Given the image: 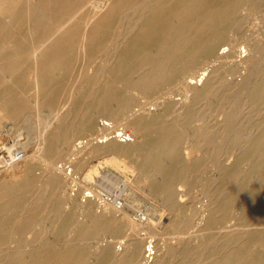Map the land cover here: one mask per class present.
Listing matches in <instances>:
<instances>
[{
  "label": "rangeland",
  "instance_id": "obj_1",
  "mask_svg": "<svg viewBox=\"0 0 264 264\" xmlns=\"http://www.w3.org/2000/svg\"><path fill=\"white\" fill-rule=\"evenodd\" d=\"M33 1L35 3L36 1L38 2V0H14V4L11 3L9 7H15L14 9L17 13L9 19L7 17H2L3 15L0 11V21L2 20L0 22V35H4L0 36V45L3 41L2 39L6 36L12 41H19V39L21 41L24 31L12 30L10 24L12 19L17 17V14V18L21 20V24H25V19L28 18L26 12L31 8V2ZM85 1L78 0L77 2V6L79 5V8H81L80 10L83 18H86L92 10L91 6L89 7ZM81 2L85 4L83 5ZM64 3L65 1L61 4L60 0L56 7H65ZM223 7L221 9L222 13L220 12L221 10L217 12L220 15L214 13L213 16L216 24H220H218L216 29L212 32L214 55L210 57L211 59L205 60L204 63H200L199 66L197 65L193 69H189L187 66L183 68L179 66L176 67L171 72V77L159 83L153 94L148 92L149 95L147 92L146 95L145 91L140 88L132 89V91L127 83H121L113 89L112 85H103L98 82L86 83L78 78V75H92L108 59L113 49L117 30L120 29L122 24V18L117 23L112 20L111 22L109 21L110 26H106L108 29L105 28V30L103 28V34L100 36L101 38L98 39H102L101 43L100 41H97L99 44H96L97 42H92L89 46L91 53L89 52V48L86 53H83L79 46L73 45L66 38L60 39V41L54 45V48L52 47L54 50L56 48L53 53L54 59H43L38 62L40 71L45 74V79L43 80L45 82L43 85L46 89H44L43 92L45 94H43L45 99L43 98L39 101L37 106L34 102H31L34 97V91L33 87L30 85L32 84V76L35 70L32 66L33 62L29 53V43L24 42L25 45L21 48L22 54L15 51L12 52V50L8 48L9 46H2L6 48V50L0 49V54L3 53L0 57V67H9L13 72L16 71V69L20 71L17 70L14 72L17 76L15 75V77H11L10 79L5 78V80H3L0 76V88L9 85L10 88L12 87L15 89L11 91L12 94L9 90H0V101H2L0 102V152L13 151L15 148L16 151H21L23 156L19 161L7 165L5 169H1L0 171V181L3 179L0 182V226L4 220L7 218V221L9 220L8 222L5 221L8 229L6 228L5 231L1 230L3 237L0 236V251H6L10 245L12 247L17 246L16 248L20 249L26 247L32 249L47 247L52 249L51 251L55 253L54 255H57L63 248V237H57L51 227L53 225L62 224L65 226V255L66 257L69 255L68 258L72 257V262L70 264H131L122 260L116 263L115 261L103 257L102 250L104 246L113 244L112 246L117 248L116 246L119 245L120 241L131 236L132 231L122 222H119L117 228L114 229L111 224L105 221L103 224V220L98 219L99 213L104 210L114 209L115 207L108 203H98L94 199H84L82 197L83 193L87 189H91L95 195L108 193L120 197L123 200V206L117 213L125 212L135 224L140 222L135 218L136 213H141L143 215L151 213V216L157 215L159 217L156 219L152 218V220L154 219L151 223L153 226H151V228H153L152 231L146 230L145 228V230L139 231V235L145 238L141 262H144V246L149 240L152 241L153 245H161L163 242L162 246L166 243L175 244V242H180L182 240L181 245L175 251V255L173 254L172 257L170 256L168 258V264H217L219 260L224 259V257L226 258L228 255V257L233 256V250L236 246L238 247V245H240V250H236L239 249L236 247L235 254L240 252L246 258L248 256L250 257V254L251 256L255 255L257 259L255 256L253 257H255L256 264L261 262V257L264 255V129L262 128L264 126V0H237L234 3L227 2ZM57 12L59 14H57V17L62 16V18H64L65 16L63 15V11L55 10L51 13V18L54 19V21H60L62 19L56 17L55 14ZM5 20L7 21L5 22ZM49 23L51 22L49 21ZM84 24L83 19H74L72 27L74 28L75 25L76 29L74 28L72 30V28L69 29L68 27V35H74L72 37L77 40V37L81 34V30L79 29L82 28ZM78 26L81 27L78 28ZM75 35H77V37H75ZM26 42L29 41L26 39ZM26 44H28L29 48ZM93 44H95V46ZM108 44L109 47L107 46ZM61 46L62 50L58 49L57 51V48ZM223 50L227 53L230 52L231 55L226 58L224 57V59L217 58L218 52ZM70 51H73V54H71L72 52L69 53ZM67 52L70 55H68ZM25 53L28 55H25ZM61 61L63 65H61ZM64 61H66V63ZM26 67L27 69L29 67L28 71ZM72 67H76L78 70L76 68V70H73ZM65 69L68 70L66 75H64ZM203 69L208 72V77H210L209 81L213 77V79L216 78L214 80V85H217H213L214 87L209 93L204 94L203 90V92H199L200 94L197 95L198 98L195 96L194 99L190 97L191 99L187 98L184 100V93L181 89L183 84L189 81V74L195 76V74L197 75ZM75 71L77 72L76 74ZM182 72H184V74H181ZM215 73L216 75H212L213 77L209 76V74ZM219 73L220 75H218ZM57 74L59 76L64 75L66 78L64 76H61L62 78L58 77ZM250 79H252L253 82ZM29 80L31 81V83H29L30 85L28 84ZM51 80L54 82L51 83ZM218 80L219 82L223 81L221 83L226 85V87L221 86ZM7 81H11L12 83L16 81L15 84H17V86L15 84L14 86L10 85ZM79 83L81 85H79ZM239 83L242 86H240ZM244 83L246 86H244ZM1 84H3V86ZM75 84H77L76 87L74 86ZM254 84L259 87V95L256 97L250 96L251 91H249L250 89L252 90ZM199 85L198 82L195 84L197 88L203 87V84ZM74 89L77 92H74ZM93 89L94 92H91ZM102 90L107 92L106 96L109 98V100L107 99L108 104H106V106L98 105L94 98L96 93L102 92ZM1 91L8 92V94L2 96L3 92ZM22 91L27 94L21 93ZM121 92L123 94H121ZM7 98L11 99L6 100ZM167 99L168 101L170 99V101L168 102ZM183 100L186 101L184 105H191L189 107L191 111H186L188 107L186 109L184 105H181L182 108L180 107L179 102ZM6 101L8 102L6 103ZM164 102L167 110L163 109L165 108ZM157 105L162 108H159ZM1 106L3 108H1ZM9 107H11V109ZM114 107L117 108L114 109ZM109 108L113 109L114 112ZM175 108H177V110ZM183 109H185V113H183ZM118 110L121 111V113ZM151 110L156 111H153V113ZM146 111L151 112L149 114L151 119H154L158 115V112L163 113L161 114L162 116L159 115L160 118H155V121L153 119V121H151L150 119L143 124L137 121L138 119H133L140 113L142 115ZM166 111L170 112L166 113ZM123 112L124 114H122ZM83 114H85V117H82L84 116ZM114 114L115 116H113ZM177 114L178 117L176 116ZM88 117H92L94 120L92 127L85 126L81 122L83 118ZM227 117L231 118L230 122H226L225 119ZM130 118L133 119L134 122ZM102 121H107L110 124L106 125V127H102ZM99 123L100 125H98ZM224 123L226 125L229 124L227 125L229 128H226ZM55 124H58V126L56 127ZM129 124L132 125L130 126ZM253 124L255 125L253 126ZM95 125H97V128ZM83 126L88 129L86 130ZM175 126H177L179 130ZM48 127L51 129H48ZM223 127H225V129ZM160 129L166 132L170 129L168 132L175 133L173 135L174 138L172 137L173 139L169 138L165 141H170L173 149L166 154H157L156 158L145 157L148 161L146 160L147 164L144 163L146 164L144 166L140 163L142 159H144V154L147 153L149 147L155 145L156 136L161 132ZM60 130L65 131V136L60 144L58 143L59 145L56 144L55 150L54 148H44L41 137H43L44 134H46V136L48 134L51 138ZM140 130L146 134V141L142 146L137 147V151H135L137 153L133 152L130 154V151L135 149V146L131 145V141L136 138L135 136L138 135L137 133H139ZM228 130H230V132ZM47 131L49 132L47 133ZM225 131L228 132L224 133ZM113 132L115 134L119 133L118 136L114 138ZM258 134H260V136ZM99 139H103L104 141L98 143L96 140ZM111 139H113V141ZM198 139L199 141H197ZM252 139L254 140L252 141ZM235 140L238 144L234 142ZM37 142L39 144H36ZM96 142L99 145L96 144ZM125 146L127 147L123 148ZM261 147L263 149H261ZM118 149L120 150L117 152ZM245 150H248V153L247 151L245 152ZM122 152L125 155H123ZM251 154L256 155V157H252L253 155ZM256 160L259 165L256 163ZM2 164L3 163H1V165ZM26 166L28 168H26ZM256 166L257 168L255 169ZM259 166L263 167L260 168ZM56 167L61 168L62 171L64 170L65 174H63L62 171L59 172V170H55ZM153 167L154 170L159 168L158 171H154ZM110 168L115 169L117 173L122 175H129V180L126 182H124L123 179L120 180V176L110 171ZM160 169L165 172L171 171L173 175L169 174L171 177L168 175L164 178L165 181H163L164 176L160 173ZM51 171L57 172L61 184H51V179H49L52 176V173H50ZM43 175H45L44 177L49 179V181L46 180ZM43 180H46V183ZM161 181L165 183L167 181V186L165 183L164 184L168 188L166 193L160 192L162 195L160 193L158 194V185H161ZM42 182L43 184H41ZM47 183L49 184L47 185ZM20 185L23 187L21 188ZM10 186L12 187L10 188ZM17 187L20 189H17ZM60 197H62V199ZM224 199L227 201H223ZM87 200L92 203V208L89 212L91 216L80 211L76 213V208H74L76 203L81 204L82 202V204H86L88 202ZM217 201L220 203L218 204ZM3 202H6V204H3ZM215 203L218 206H216ZM211 209L214 211L211 212ZM29 210L31 212L29 213L30 215L28 214ZM13 211H16L17 214H14ZM11 212H13V214ZM10 214L12 216H10ZM15 215L26 216V218L24 220H14L17 219ZM89 218H93L92 222L89 221ZM82 227L84 229H82ZM246 242H248V244ZM75 245H77L76 248H74ZM245 246L247 247L246 250H244L246 248ZM184 247H186V250ZM70 249L72 253H70ZM96 250L97 252L95 254L94 252ZM180 250H185L188 253L185 251L181 252ZM160 251L161 248L158 249V253ZM257 252L262 253L257 254ZM182 253H184V255H182ZM258 255L260 258H258ZM214 257H218L217 261L213 259Z\"/></svg>",
  "mask_w": 264,
  "mask_h": 264
},
{
  "label": "bare ground",
  "instance_id": "obj_2",
  "mask_svg": "<svg viewBox=\"0 0 264 264\" xmlns=\"http://www.w3.org/2000/svg\"><path fill=\"white\" fill-rule=\"evenodd\" d=\"M14 0H0V11L2 12V17H7L8 19L11 18V16L15 15L17 12L15 11V7L14 8H10V4L13 3ZM60 0H38V2L36 1V3L31 2L32 5L30 6L31 8L28 9V11L26 12V15L28 14V18L25 19V24H21V20L18 17V14L16 15V18L12 19V22L10 24V27L12 28V30H23L24 34H23V38L19 39V41H12L10 39L6 37H1L3 38L2 43L0 45V49H4L6 50V48L2 47V46H9L8 48H10V50L15 51V52H19L21 53V48L25 43H29L30 45V55L32 58V62H33V67L35 70V73L32 76V84L30 85L29 83H31V81L29 80L28 84L30 86L33 87V91H34V97L33 100L31 102H34V104L37 106L39 101H41L44 96H43V92H44V85L43 83L45 81H43L45 79V74L43 72L40 71V67L38 66V62L43 60V59H49V60H53L54 56L53 53L55 52L54 45H56L60 39H67L68 41H70L73 45L75 46H79L80 50L83 53H86L87 50H89V46L91 45L92 42H97V41H102L98 40L100 39L102 36V31L103 28L105 30V28H107L106 26L109 25V23L111 22V20L114 22H119V20L122 18V24L120 26V29L117 30V35L115 36L116 38L114 39V43H113V49L110 52H108V59L105 61V63L99 67L98 70H96L92 75H88V76H84V75H78V78H80L83 82L89 83V82H98L99 84H103V85H112L113 89L115 86L121 84V83H127L128 87L130 86V89H135V88H140L143 91H145V93L147 92H151L153 94V92L156 90V87L159 83H161L162 81L168 79L169 77H171V72L176 68V67H185L187 66L189 69H193L195 66H199L200 63H204L205 60L211 59L210 57H212L214 55V40H213V34L212 32L216 29V26L218 24H216L215 19L213 18L214 13L219 12L218 10H221L222 7L224 5H226V3L230 2V3H234L237 0H83L85 1L86 4H88V6H91V12L90 14H88V16H84L86 18H83V16L81 15V8H79V5L77 6V2L78 0H61V4L63 3V1H65V7H56L58 6ZM30 3V2H29ZM83 4V2H81ZM84 3V4H85ZM28 4V3H27ZM63 4V5H64ZM83 4V5H84ZM28 6V5H27ZM50 7V8H49ZM82 7V6H81ZM224 8V7H223ZM20 9V8H19ZM18 9V11H19ZM26 9V6H25ZM22 10V9H21ZM20 10V12H21ZM27 10V9H26ZM63 11V15L64 18L61 17H57L59 14L58 12L55 14L57 18H62L60 21L55 20L51 18V13H53V11ZM83 10V9H82ZM84 11V10H83ZM222 13V10L220 11ZM87 13V12H86ZM58 14V15H57ZM218 15H220L219 13H217ZM54 15V16H55ZM62 15V14H60ZM222 15V14H221ZM110 17V18H109ZM221 17V16H220ZM228 17V16H227ZM79 18V19H83L84 20V26L82 28H80L78 26V28H80V35L79 37H77V35H75V37H77V40L68 35V27L69 29L72 28V30L76 27V23L73 26V21L74 19ZM2 21V20H1ZM0 21V22H1ZM7 20H5L6 22ZM49 21L51 23H49ZM110 21V22H109ZM78 22V21H77ZM215 22V23H214ZM83 23V22H81ZM1 24V23H0ZM9 24V23H8ZM4 25V24H3ZM82 25V24H81ZM224 25V24H223ZM5 26V25H4ZM110 26V25H109ZM118 26V25H117ZM221 26V25H220ZM4 28V27H3ZM10 28V30H11ZM77 28V29H78ZM222 28V27H221ZM102 29V30H101ZM108 29V28H107ZM106 29V31H107ZM110 29V28H109ZM112 29V28H111ZM4 30V29H3ZM11 30V31H12ZM101 30V32H100ZM5 32V31H4ZM10 32V31H9ZM76 32V31H75ZM105 32V31H104ZM116 32V31H115ZM1 33V32H0ZM11 33V32H10ZM7 34V33H6ZM12 34V33H11ZM3 35V34H1ZM0 35V36H1ZM22 35V34H21ZM112 35V34H111ZM4 36V35H3ZM21 37V36H20ZM26 39L29 42H26ZM110 42V40H109ZM108 43V42H107ZM111 43V44H112ZM65 44V43H64ZM96 44H99V42H97ZM110 44V43H109ZM109 44L107 45L109 47ZM95 46V44H93ZM92 45V47H93ZM26 46L29 48L28 44H26ZM53 47V48H52ZM91 47V48H92ZM62 48L59 47L57 48L60 50ZM89 48V49H88ZM64 49V48H63ZM73 49V48H72ZM78 49V48H77ZM109 49V48H108ZM25 50V49H23ZM22 50V52H23ZM62 50V49H61ZM75 50V49H74ZM107 50V48H106ZM56 51V52H57ZM67 51V50H66ZM91 51V49L89 50V52ZM72 52V53H71ZM88 52V53H89ZM103 52V51H102ZM2 53V52H1ZM69 53L73 54V51H70ZM91 53V52H90ZM3 54V53H2ZM0 54V57L1 55ZM22 54V53H21ZM24 54V53H23ZM27 53H25L26 55ZM66 54V53H65ZM64 54V57H65ZM68 54V52H67ZM217 54V53H216ZM215 54V55H216ZM28 55V54H27ZM70 55V54H68ZM231 55V53H227L226 51H221L218 52L217 54V58H223L224 57H229ZM4 56V55H3ZM24 56V55H23ZM22 56V57H23ZM63 57V59H64ZM71 57V56H70ZM73 57V55H72ZM77 57V56H76ZM86 57V56H85ZM19 58V57H18ZM17 58V59H18ZM84 58V57H83ZM69 59V56H68ZM81 59V58H80ZM228 59V58H227ZM16 60V59H14ZM20 60V58H19ZM29 60V59H28ZM221 60V59H220ZM21 62V61H20ZM19 62V63H20ZM27 62V61H26ZM66 63V61H64ZM29 63V62H28ZM29 65V64H28ZM31 65V64H30ZM61 65H63L62 61H61ZM31 66V67H32ZM50 66V65H49ZM53 67V66H52ZM51 67V68H52ZM60 67V66H59ZM78 67V66H77ZM19 68V67H18ZM76 68V67H75ZM73 68V70H78V68ZM27 69V67H26ZM29 69V67H28ZM27 69V71H28ZM57 69V68H56ZM61 69V68H60ZM59 69V70H60ZM80 69V68H79ZM206 69V68H205ZM203 69L201 72H199L197 75L195 74V76H192V74H189V81L184 83L182 86V92L184 93V100L185 99H191L190 97H192L193 99L195 98V96H197L198 94H200L199 92H203L204 90V94L211 92L212 88L217 85H214V77L212 75H216L215 74H209V76H212L213 78L209 81L210 77H208V72H206V70ZM217 69V68H215ZM12 69L9 67H0V76L2 77L3 80H5V78L10 79L11 77H15L16 74H14V72H16L19 69H16V71H11ZM58 70V69H57ZM63 70V69H62ZM219 70V69H218ZM20 71V70H19ZM26 71V72H27ZM64 71V70H63ZM209 71V70H208ZM217 71V70H215ZM62 72V71H61ZM68 73V70L65 69V74L66 75ZM192 72V71H191ZM23 73V72H22ZM21 73V74H22ZM50 73V72H49ZM57 73V72H54ZM64 73V72H63ZM63 73H58V74H63ZM77 72L75 71V74ZM90 73V72H89ZM26 74V73H25ZM24 74V76H25ZM30 74V73H29ZM53 74V73H52ZM57 74L58 77H61ZM181 74H184V72H182ZM187 74V73H186ZM27 75V74H26ZM47 75V74H46ZM63 75V76H64ZM180 75V74H179ZM220 75V73L218 74ZM17 76V75H16ZM22 76V75H21ZM48 76V75H47ZM62 76V77H63ZM0 77V78H1ZM26 77V76H25ZM61 77V78H62ZM65 77V76H64ZM76 77V76H75ZM218 77V76H217ZM17 78V77H16ZM19 78V76H18ZM21 78V77H20ZM30 78V77H28ZM66 78V77H65ZM198 78V79H197ZM223 78V77H222ZM246 78V77H245ZM250 78V77H249ZM178 79V78H177ZM64 80V79H63ZM221 80V79H220ZM252 80V79H250ZM50 81V80H49ZM217 81V80H216ZM227 81V80H226ZM16 81H14L13 83L10 81L7 83L10 85L15 84ZM54 82L53 80H51V83ZM56 82V81H55ZM71 82V81H70ZM198 82V84L202 85L203 87L201 88H197V86H195V84ZM219 82V80H218ZM223 82V81H221ZM221 86L226 87V85H223V83H221ZM229 82V81H228ZM246 82V81H245ZM253 82V80H252ZM257 82V81H256ZM5 83V82H4ZM27 83V82H26ZM25 83V84H26ZM82 83V82H81ZM194 83V84H193ZM7 84V85H8ZM70 84V83H69ZM78 84V83H77ZM77 84H75L74 86L76 87ZM192 84V85H191ZM226 84V83H224ZM240 84V83H239ZM252 84V83H250ZM3 86V84H1ZM17 86V84H15ZM27 85V84H26ZM25 85V86H26ZM79 85H81L79 83ZM199 85V86H200ZM214 85V86H213ZM219 85V84H218ZM237 85V84H236ZM28 86V85H27ZM50 86V85H49ZM48 86V87H49ZM52 86V85H51ZM88 86V85H87ZM95 86V85H94ZM239 86V85H238ZM240 86H242L240 84ZM244 86L245 83H244ZM251 86V85H250ZM253 86V85H252ZM20 87V86H18ZM29 87V86H28ZM31 87V89H32ZM47 87V88H48ZM74 87V88H75ZM9 88V89H8ZM15 88V87H14ZM51 88V87H50ZM69 88V87H68ZM87 88V87H86ZM233 88V86H232ZM247 88V87H245ZM5 91L9 90V92L11 93L13 89L12 87L10 88L9 85L3 88ZM18 89V88H17ZM49 89V88H48ZM52 89V88H51ZM72 89V88H71ZM78 89V88H77ZM139 89V90H140ZM216 89V88H214ZM231 89V88H229ZM87 90V89H85ZM228 90V88H227ZM21 91V88H20ZM28 91V90H27ZM74 92L76 91L75 89L73 90ZM94 92V89L91 90V92ZM96 91V90H95ZM124 91H126L124 89ZM133 91V90H132ZM250 96L252 97H256L259 95V87L254 84L252 90L250 89ZM248 91V92H249ZM3 92V91H1ZM19 92V90H18ZM50 92V91H49ZM52 92V90H51ZM50 92V93H51ZM77 92V91H76ZM135 92V91H134ZM215 92V90H214ZM246 92V90H245ZM17 93V92H16ZM21 93H26V92H21ZM48 93V94H50ZM85 93V91H84ZM88 93V92H87ZM90 93V92H89ZM127 93V91H126ZM137 93V92H135ZM146 93V95H147ZM8 94V92H3L2 96ZM12 94V93H11ZM15 94V93H14ZM13 94V95H14ZM19 94V93H18ZM27 94V93H26ZM68 94V93H67ZM73 94V93H72ZM121 94H123L121 92ZM120 94V95H121ZM144 94V93H143ZM16 95V94H15ZM22 95V94H21ZM45 95V94H44ZM86 95V94H85ZM89 95V94H88ZM87 95V96H88ZM107 92L103 91L102 92H98L96 93V96L94 97L96 99V103L98 105H104L106 106V104H108V100L109 98L106 96ZM116 95V92H115ZM149 95V93H148ZM171 95V94H170ZM1 96V98H2ZM11 96V95H10ZM47 96V94H46ZM45 96V97H46ZM110 96V95H108ZM122 96V95H121ZM119 96V97H121ZM172 96V95H171ZM183 96V94H182ZM202 96V95H201ZM236 96V95H235ZM249 96V95H248ZM249 96V97H250ZM9 97V96H8ZM12 97V96H11ZM14 97V96H13ZM16 97V96H15ZM67 97V96H66ZM112 97V96H111ZM232 97V96H231ZM241 97V96H239ZM263 97V95H262ZM6 98V97H5ZM21 98V96H20ZM68 98V97H67ZM118 98V97H117ZM198 98V96H197ZM242 98V97H241ZM246 98V97H245ZM11 99V98H10ZM9 98H7L6 100H10ZM45 99V98H44ZM108 99V100H107ZM236 99V98H235ZM240 99V98H239ZM250 99V98H249ZM260 99V98H259ZM120 100V99H119ZM182 101L179 102L180 107L182 108V106L186 103V101ZM230 100V99H229ZM233 100V99H232ZM241 100V99H240ZM20 101V100H18ZM94 101V100H93ZM164 101V100H163ZM168 101V99H167ZM170 101V99H169ZM168 101V102H169ZM181 101V100H180ZM242 101V100H241ZM2 102V101H0ZM8 101H6L7 103ZM44 102V101H43ZM66 102V101H65ZM122 102V101H121ZM166 102V101H165ZM164 102V107L166 106ZM178 102V101H176ZM225 102V101H224ZM238 102V101H237ZM14 103V102H13ZM167 103V102H166ZM228 103V102H227ZM12 104V103H10ZM68 104V103H67ZM1 105V104H0ZM3 106H5L4 104H2ZM7 105V104H6ZM13 105V104H12ZM11 105V106H12ZM113 105V103H112ZM118 105V103H117ZM116 105V106H117ZM125 105V104H124ZM169 105V104H168ZM172 105V103H171ZM182 105V106H181ZM195 105V104H194ZM10 106V105H9ZM120 106L122 107V105L120 104ZM158 106V105H157ZM186 106V109L188 107V110L186 111H191V109L189 108L191 105ZM225 106V105H224ZM111 107V105H110ZM126 107V105H125ZM159 107V106H158ZM172 107V106H171ZM170 107V110H171ZM241 107V106H240ZM238 107V108H240ZM1 108H3L1 106ZM7 108V107H5ZM11 109V107H9ZM16 108V106H15ZM98 108V106H97ZM102 108V107H101ZM117 107H114V109H116ZM123 108V107H122ZM152 108V107H151ZM159 108H162L161 106ZM168 108V107H167ZM179 108V107H178ZM193 108V107H192ZM96 109V108H95ZM111 109V108H109ZM107 109V110H109ZM124 109V108H123ZM144 109V108H143ZM163 109H166L163 108ZM177 110V108H175ZM195 109V108H194ZM241 109V108H240ZM106 110V111H107ZM113 112L114 110L111 109ZM126 110V109H125ZM128 110V109H127ZM147 110V109H146ZM150 110V109H148ZM157 110V109H156ZM155 110V111H156ZM167 110V109H166ZM173 110V109H172ZM185 113V109H183ZM239 110V109H238ZM36 111V110H35ZM95 111V110H93ZM119 111V110H118ZM123 111V110H122ZM154 111V110H153ZM151 110V112H153ZM154 111V112H155ZM158 111V110H157ZM163 111V110H161ZM165 111V110H164ZM12 112V111H11ZM112 112V113H113ZM121 113V111H119ZM118 112V115H119ZM125 112V111H124ZM124 112L122 114H124ZM150 111H146L145 113H143L141 115V113L136 116L135 118H132L140 121L141 124L147 122L148 120L151 119V117H149V114L151 113ZM153 112V113H154ZM168 111H166L167 113ZM170 112V111H169ZM168 112V113H169ZM173 112V111H171ZM240 112V111H239ZM108 113V112H107ZM158 112V115L156 116L155 114V118H160L159 115H161L162 113ZM165 113V114H166ZM181 113V111H180ZM190 114V112H189ZM236 114V113H235ZM85 117V114H83ZM90 115V114H89ZM94 115V114H93ZM264 115V114H263ZM262 115V116H263ZM91 116V115H90ZM115 116V114L113 115ZM122 116V115H121ZM162 116V115H161ZM178 117V114L176 115ZM130 117V116H129ZM167 117V116H165ZM58 118V117H57ZM60 118V117H59ZM155 118L153 119L155 121ZM262 118V117H260ZM259 118V119H260ZM129 119V118H128ZM131 119V118H130ZM131 119V120H133ZM151 119V121H153ZM230 117H227L225 120L226 122H230ZM258 119V120H259ZM82 120V119H81ZM130 120V121H131ZM187 120V118H186ZM185 120V121H186ZM263 120V119H262ZM59 122V121H58ZM83 125L85 126H91L94 122V120L92 119V117H88V118H83V120L81 121ZM128 122V120H127ZM134 122V120H133ZM139 122V123H140ZM166 122V121H164ZM178 122V121H177ZM257 122V121H256ZM260 122V121H259ZM264 122V121H263ZM137 123V122H135ZM134 123V124H135ZM171 123V122H170ZM176 123V122H175ZM59 124V123H58ZM58 124L56 125V127L58 126ZM110 123H108L107 121H102L101 122V126L102 127H106V125H108ZM127 124V123H126ZM133 124V123H132ZM131 124V125H132ZM159 124V123H158ZM161 124V123H160ZM166 124V123H165ZM262 124V123H260ZM259 124V125H260ZM100 125V123L98 124ZM130 125V124H129ZM130 125V126H131ZM177 125V124H176ZM223 125V124H222ZM226 128L227 125L229 124H225ZM255 124H253L254 126ZM257 125V124H256ZM264 125V123H263ZM97 125H95L96 127ZM160 126V125H159ZM262 126V125H260ZM55 127V126H54ZM84 127V126H83ZM82 127V128H83ZM94 127V128H95ZM128 127V126H127ZM135 127V126H134ZM173 127V126H172ZM177 128V126H175ZM174 127V128H175ZM50 127H48L49 129ZM86 128V127H84ZM97 128V127H96ZM160 128V127H159ZM165 128V127H163ZM180 128V127H179ZM225 129V127H223ZM235 128V126H234ZM264 129V126L262 127ZM51 129V128H50ZM88 128H86L87 130ZM99 129V128H98ZM104 129V128H103ZM173 129V128H171ZM178 129V128H177ZM43 130V128H42ZM53 130V129H52ZM80 130V129H79ZM161 130V129H160ZM170 130V129H169ZM168 130V131H169ZM179 130V129H178ZM227 130V129H226ZM45 131V130H44ZM85 131V130H84ZM167 131V132H168ZM175 131V130H174ZM230 132V130H228ZM227 131V132H228ZM49 131H47L48 133ZM52 132V131H51ZM57 132V131H56ZM77 132V131H76ZM79 132V131H78ZM83 132V130H82ZM112 132V131H111ZM115 132V130H114ZM113 132V133H114ZM117 132V131H116ZM139 132V131H138ZM165 130H161L160 133H158L156 136V141H155V145L149 147V149L147 150V153L144 154L145 156L143 157L144 159H142L140 164H143L144 166L147 164L146 160L148 161V159L146 158H150V157H155L157 154H166L169 151H171L173 148V146L171 145L170 141L169 142H165L167 139H173V132H168L167 133ZM226 131L224 133H227ZM42 133V132H41ZM44 133V132H43ZM54 133V132H53ZM107 133V132H106ZM202 133V132H201ZM261 133V132H260ZM119 133H114V138L115 136H118ZM121 134V133H120ZM133 134V133H132ZM138 135L135 136L136 138H134L131 141V145L135 146V149L130 151V154H132L133 152L137 151V147L142 146L145 141H146V134L141 132L137 133ZM200 134V133H199ZM229 134V133H228ZM254 134V132H253ZM252 134V135H253ZM262 134V133H261ZM52 135V134H51ZM128 135V134H127ZM198 135V134H197ZM231 135V134H230ZM251 135V134H250ZM260 136V134H258ZM38 136V135H37ZM36 136V137H37ZM65 136V131L64 130H60L55 136H52L50 138V136H46V134H44L43 137H41L42 139V143L44 145V148L46 147L47 149H53L55 150L56 144L59 145L61 140H63ZM106 136V134H105ZM124 136V135H123ZM93 137V136H92ZM104 137V135H103ZM102 137V138H103ZM173 137V138H172ZM200 137V136H198ZM230 137V136H229ZM236 137V135H235ZM106 138V137H105ZM113 138V137H112ZM206 138V137H205ZM237 138V137H236ZM235 138V139H236ZM37 139V138H36ZM124 139V138H123ZM200 139V138H199ZM199 139L197 141H199ZM239 139V138H238ZM113 141V139H111ZM202 141H204L203 139H200ZM254 139H252L253 141ZM257 140V139H255ZM264 140V139H263ZM38 141V139H37ZM99 142L104 141L103 139H99L96 140ZM106 141V140H105ZM115 141V139H114ZM117 141V140H116ZM207 141V139H206ZM227 141V140H226ZM246 141V140H245ZM250 141V140H249ZM250 141V142H252ZM259 141V139H258ZM261 141V139H260ZM63 142V141H62ZM65 142V141H64ZM176 142V141H175ZM236 142V140L234 141ZM24 143V142H23ZM22 143V144H23ZM59 143V144H58ZM96 142V144H98ZM205 143V142H204ZM237 143V142H236ZM240 143V142H239ZM21 144V143H19ZM36 144H39L38 142ZM46 144V146H45ZM62 144V143H61ZM64 144V143H63ZM153 144V143H152ZM207 144V143H206ZM238 144V143H237ZM248 144V143H247ZM253 144V143H252ZM99 145V144H98ZM113 145V144H112ZM249 145V144H248ZM17 146V145H16ZM41 146V144H40ZM250 146V145H249ZM261 146V145H259ZM21 147V146H19ZM62 147V146H61ZM127 146L123 147L126 148ZM254 147V146H253ZM263 147V146H262ZM261 147V149H263ZM10 148V147H9ZM43 148V147H42ZM41 148V149H42ZM13 149V148H12ZM37 149V148H36ZM260 149V147H259ZM15 150V148H14ZM43 150V149H42ZM53 150V151H54ZM120 149L117 150V152ZM122 150V149H121ZM124 150V149H123ZM249 150V149H248ZM248 150H245V152ZM254 150V149H253ZM256 150V149H255ZM127 151V150H126ZM257 151V150H256ZM255 151V152H256ZM259 151V150H258ZM21 152V151H20ZM45 152V151H44ZM48 152V151H47ZM58 152V151H57ZM121 152V151H120ZM238 152V151H236ZM263 152V150H262ZM49 153V152H48ZM123 153V152H122ZM137 153V152H135ZM172 153V152H171ZM246 153V154H247ZM254 153V152H253ZM46 154V153H45ZM50 154V153H49ZM53 154V153H52ZM234 154V153H233ZM47 155V154H46ZM123 155H125L123 153ZM127 155V153H126ZM253 155V154H251ZM52 156V155H51ZM48 156V157H51ZM244 156V155H243ZM246 156V155H245ZM54 157V156H53ZM146 157V158H145ZM158 157V156H157ZM252 157H256V155H253ZM246 158V157H245ZM255 160V159H254ZM252 160V161H254ZM261 160V159H260ZM259 160V161H260ZM264 160V158H263ZM155 161V160H154ZM167 161V160H166ZM249 162V161H248ZM255 162V161H254ZM253 162V163H254ZM146 163V164H144ZM156 163V162H155ZM247 163V162H246ZM257 163V160H256ZM12 164V163H11ZM11 164H2L0 162V171L1 169H5V167H7V165H11ZM123 164V163H122ZM161 164V163H160ZM159 164V165H160ZM238 164V162H237ZM248 164V163H247ZM251 164V163H250ZM258 164V163H257ZM254 164V165H257ZM168 165V164H167ZM253 165V164H252ZM259 165V164H258ZM263 165V164H262ZM53 166V165H52ZM117 166V165H116ZM158 166V164H157ZM163 166V164H162ZM161 166V167H162ZM240 166V165H238ZM251 166V165H250ZM249 166V167H250ZM12 167V166H11ZM164 167V166H163ZM162 167V168H163ZM260 167V166H259ZM263 167V166H261ZM260 167V168H261ZM26 168H28L26 166ZM53 168V167H52ZM114 168V167H113ZM113 168H110L109 170L117 173V171ZM140 168V167H138ZM166 168V167H165ZM257 168V166L255 167V169ZM59 170L62 171L61 168L56 167L55 170ZM143 169V168H142ZM159 169V168H158ZM158 169H156L158 171ZM254 169V170H255ZM263 169V168H262ZM261 169V170H262ZM13 170V169H12ZM25 170V169H24ZM154 170V167H153ZM154 170V171H156ZM260 170V172H261ZM142 171V170H140ZM148 171V170H147ZM161 171V169H160ZM175 171V170H173ZM172 171V172H173ZM58 172V173H59ZM63 174H65L64 170L62 171ZM149 172V171H148ZM153 172V171H152ZM264 172V171H263ZM52 173V176L49 178L51 179V184L53 185H57V184H61V181L59 180L60 177L57 176V172H50ZM125 173V172H124ZM154 173V172H153ZM161 174H163V181L164 178L166 176H168L169 174H172L171 171L170 172H165V171H161ZM175 173V172H174ZM253 173V172H252ZM29 174V173H27ZM118 176H120V180H124V182H126L127 180H129V175H122L120 173H117ZM148 174V173H147ZM179 174V171H178ZM261 174V173H260ZM42 175V174H41ZM40 175V176H41ZM59 175V174H58ZM142 175V174H141ZM146 175V174H145ZM157 175V174H156ZM252 175V174H251ZM45 175H43L44 177ZM62 176V175H61ZM138 176V175H137ZM147 176V175H146ZM171 177V175H169ZM178 176V175H177ZM261 176V175H260ZM140 177V175H139ZM151 177V176H150ZM157 177V176H156ZM173 177V176H172ZM45 178V177H44ZM137 178V177H136ZM145 178H149V177H145ZM154 178V177H153ZM169 178V177H168ZM167 178V180H168ZM19 179V178H18ZM38 179V178H37ZM41 179V178H40ZM39 179V182H40ZM46 179V178H45ZM49 179H46L49 181ZM3 180V179H2ZM1 180V181H2ZM17 180V179H16ZM46 180H43L46 183ZM139 180V179H138ZM162 180V179H161ZM0 181V182H1ZM20 181V180H19ZM161 181V185L159 186V191L158 194L160 192L162 193H166L168 191L167 186V181L166 183ZM50 183V182H49ZM47 183V185L49 184ZM159 183V184H160ZM166 186H165V184ZM43 184V182L41 183ZM65 186V185H64ZM169 186V185H168ZM171 186V185H170ZM9 187V186H8ZM12 186H10L11 188ZM21 187V185H20ZM23 187V186H22ZM21 187V188H22ZM52 187V185H51ZM54 188V186H53ZM130 188V185H129ZM158 188V187H157ZM17 189H20L17 187ZM52 189V188H51ZM50 189V190H51ZM13 190V189H12ZM131 191V190H130ZM256 191V190H255ZM17 192V191H15ZM157 193V192H156ZM255 193V192H254ZM17 194V193H14ZM127 194V193H125ZM161 194V193H160ZM162 195V194H161ZM125 196V195H124ZM127 197V196H126ZM163 197V196H162ZM40 198V197H39ZM62 199V197H60ZM226 199V198H225ZM225 199L223 201H225ZM16 200V199H14ZM90 200V199H89ZM216 200V199H215ZM218 200V198H217ZM222 200V199H221ZM80 201V200H79ZM88 201V200H87ZM219 201V200H218ZM217 201V202H218ZM227 201V200H226ZM225 201V202H226ZM264 201V199H263ZM9 203V202H7ZM36 203V202H35ZM34 203V204H35ZM39 203V202H38ZM220 202H218L219 204ZM3 204H6V202H3ZM13 204V202H12ZM15 204V202H14ZM91 202L88 201L86 204H77L74 206L76 213L77 212H84V214H89L90 215V210H91ZM226 204V203H225ZM172 205V204H171ZM216 205V203H215ZM214 205V206H215ZM224 205V204H222ZM93 206V205H92ZM170 206V205H169ZM218 206V205H216ZM172 207V206H171ZM223 207V206H222ZM108 208V207H107ZM212 208V207H211ZM104 209V208H103ZM102 209V210H103ZM27 210V209H26ZM93 210V209H92ZM120 208H112L110 210H104L103 212L98 214V219L99 220H103V224L109 223L111 224L112 228L116 229L117 225L119 222H122L123 224H125L126 226H128L131 231L132 234L131 236L127 237L126 239L122 240L119 242V245L116 246L117 248H114L111 244H107L106 246L103 247V252L102 255L104 258H108L111 261H115L117 263V261H124V262H129L131 264H168L167 261L169 260L168 258L174 254L175 255V251L176 249H178V247L181 245V241L180 242H175V244H168L166 243L165 245L162 246L160 244H156L153 245L155 246V255L153 256V258L151 259V261L147 262L146 260H144V262H141V255L143 252V245L145 242V238L141 237V235H139V231L143 230L144 228L147 230L152 231L153 228H151V223L153 222L154 219L159 218L157 215H153L151 216V213H146L144 220H140V222L138 224H135L133 222V220H131V218H129V216L125 213V212H120L117 213V211H119ZM214 211L213 209H211V212ZM222 211V210H221ZM5 212V211H4ZM2 212V213H4ZM14 214L16 213V211H13ZM13 212H11L13 214ZM28 212V211H27ZM94 212V211H93ZM1 213V211H0ZM31 213L30 210L28 212V214ZM143 213V212H142ZM224 213V212H223ZM17 214V213H16ZM27 214V213H25ZM24 214V215H25ZM83 214V213H82ZM92 214V213H91ZM95 214V213H94ZM93 214V215H94ZM145 214V213H144ZM30 215V214H29ZM28 215V216H29ZM92 215V216H93ZM10 216H12L10 214ZM16 216V215H15ZM27 216V217H28ZM91 216V215H90ZM17 219L14 220H24L26 218V216H16ZM30 217V216H29ZM79 218V217H78ZM152 218H154L152 220ZM8 219V218H7ZM6 220H4V222L2 223V225L0 226V236L3 237V233L1 230H6L7 226H6V222H8ZM90 219V218H89ZM93 219V218H92ZM92 219H90L89 221L92 222ZM28 220V219H27ZM78 220V219H77ZM80 220V219H79ZM98 220V222H99ZM178 220V219H177ZM6 221V222H5ZM97 221V220H96ZM105 221V222H104ZM14 222V221H12ZM20 222V221H18ZM84 222V221H83ZM88 222V220H87ZM159 222V221H158ZM173 222V221H172ZM171 222V223H172ZM175 222V221H174ZM157 223V222H156ZM155 223V224H156ZM24 224V223H23ZM86 224V223H85ZM90 224V223H89ZM97 224V223H96ZM95 224V225H96ZM102 224V225H103ZM107 224V225H109ZM160 224V223H159ZM101 225V223H100ZM155 226V225H154ZM254 226V225H253ZM259 226V225H258ZM85 227V226H84ZM103 227V226H101ZM108 227V226H106ZM124 227V225H123ZM153 227V226H152ZM246 227V226H245ZM263 227V226H262ZM13 228V227H12ZM81 228V227H80ZM99 228V227H98ZM8 229V228H7ZM51 229L53 230V232H55V234L57 235V237H63L62 240V244H63V248L58 251L57 255H54L55 253L52 252V249H49L47 247H40V248H36V249H32L29 247H26L24 249H20V248H16L17 246L12 247L11 245L8 247V249L4 252L0 251V264H70L72 262V257L68 258L65 255V226L64 225H53L51 227ZM82 229H84L82 227ZM144 229V230H145ZM85 233V232H84ZM153 233V232H152ZM201 234V233H200ZM225 235V234H224ZM13 236V235H12ZM20 236V235H19ZM204 236V235H203ZM249 238V237H248ZM247 238V239H248ZM251 239V238H250ZM197 240V239H196ZM238 240V239H236ZM249 240V239H248ZM264 240V239H263ZM241 241V240H240ZM262 241V240H261ZM152 242L151 240L148 241ZM2 243V242H1ZM67 243V242H66ZM118 243V242H117ZM234 243V242H233ZM248 244V242H246ZM4 244V243H3ZM76 244V243H75ZM184 244V243H183ZM239 244V243H238ZM237 244V245H238ZM252 244V243H249ZM264 244V242H263ZM57 245V243H56ZM74 245V244H73ZM161 246V247H160ZM240 245H238L236 250H240ZM243 246V245H241ZM77 245H75L74 248H76ZM145 247V246H144ZM183 247V246H182ZM226 247V246H225ZM235 247V248H236ZM246 247V246H245ZM244 247V248H245ZM51 248V247H50ZM161 248V254L160 252L158 253V249ZM186 250V247H184ZM233 248V246H232ZM234 248L233 250V256L230 257H224V259L219 260V262L217 264H256L255 261V257L257 259V256L250 254V257L248 256L247 258L241 254L239 251V253L235 254L234 252L236 251ZM72 249V248H71ZM70 249V253L71 252ZM228 249V248H227ZM247 247L244 249L246 250ZM184 250V251H185ZM226 250V249H225ZM259 250V249H258ZM73 251V250H72ZM181 251V250H180ZM181 251V252H184ZM255 251V249H254ZM260 251V250H259ZM263 251V250H262ZM75 252V251H74ZM97 250L94 252L96 254ZM99 252V251H98ZM186 252V251H185ZM232 252V250H231ZM246 252V251H245ZM251 252V251H250ZM249 252V253H250ZM253 252V251H252ZM92 252V254H94ZM188 253V252H186ZM255 253V252H254ZM258 253H262V252H257ZM53 254V255H51ZM69 254V253H68ZM94 254V256H95ZM91 255V253H90ZM182 255H184V253H182ZM247 255V254H245ZM97 256V255H96ZM220 256V255H219ZM255 256V257H253ZM88 257V256H87ZM93 257V256H92ZM218 257H214L213 259L217 261ZM258 258L259 255H258ZM107 259V260H108ZM98 260V259H97ZM99 261V260H98ZM106 261V260H105ZM215 261V262H216ZM74 262V261H73ZM78 262V261H77ZM210 262V260H209ZM76 263V262H75ZM79 263V262H78ZM208 263V262H206ZM213 263V261H212ZM74 264V263H73ZM115 264V263H113ZM197 264V263H196ZM259 264H264V255L263 257H261V262Z\"/></svg>",
  "mask_w": 264,
  "mask_h": 264
},
{
  "label": "built area",
  "instance_id": "obj_3",
  "mask_svg": "<svg viewBox=\"0 0 264 264\" xmlns=\"http://www.w3.org/2000/svg\"><path fill=\"white\" fill-rule=\"evenodd\" d=\"M22 153L20 151H9V152H0V162L3 164H11L22 159ZM84 199H94L98 203H108L114 206L115 208H121L123 206V200L120 197L110 195L108 193H101L100 195H95L91 189H87L82 196ZM135 218L137 220H144L145 215L141 213H136ZM155 255V247L152 242H149L144 247V260L147 262L151 261Z\"/></svg>",
  "mask_w": 264,
  "mask_h": 264
}]
</instances>
